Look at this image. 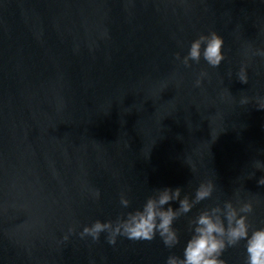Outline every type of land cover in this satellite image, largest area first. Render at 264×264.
I'll list each match as a JSON object with an SVG mask.
<instances>
[{"label": "water", "instance_id": "water-1", "mask_svg": "<svg viewBox=\"0 0 264 264\" xmlns=\"http://www.w3.org/2000/svg\"><path fill=\"white\" fill-rule=\"evenodd\" d=\"M213 31L225 42L219 68L175 59ZM258 50L264 0H0V264H164L199 210L237 192L253 204L249 225L264 226ZM205 180L217 190L176 222L174 249L79 235L157 189L191 196ZM222 259L244 264L243 245Z\"/></svg>", "mask_w": 264, "mask_h": 264}, {"label": "clouds", "instance_id": "clouds-1", "mask_svg": "<svg viewBox=\"0 0 264 264\" xmlns=\"http://www.w3.org/2000/svg\"><path fill=\"white\" fill-rule=\"evenodd\" d=\"M224 43L219 34L209 32L194 39L187 54L182 58L177 55L175 59L185 67L203 60L210 68H219L225 60ZM255 55L264 57V50H258ZM235 76L240 83H248L245 66L242 65ZM206 77V72H200L194 80V87H200ZM240 103L248 104V98L242 97ZM256 108L264 110V99L257 101ZM255 167L264 172V163L257 161ZM257 186L264 187V175L257 180ZM216 190L217 186L211 180L201 181L191 196L183 195L179 187L157 189L141 207L124 212L115 220H97L85 226L79 235L82 239L90 237L97 241L101 234H106L105 239L110 246L115 245L118 237L131 241H152L159 237L163 246L171 250L180 243L176 222L188 216L198 204L212 200ZM93 196L98 199L99 192L93 193ZM234 196L235 200L217 201L199 210L188 221V238L182 254L170 253L164 264H225L222 259L224 252L241 244L245 254L244 264H264V226L252 228L248 223V217L253 212L252 202L241 200L238 192ZM119 204L123 209L130 207V201L123 193ZM174 204L176 207H173ZM68 231L71 234L73 229Z\"/></svg>", "mask_w": 264, "mask_h": 264}]
</instances>
